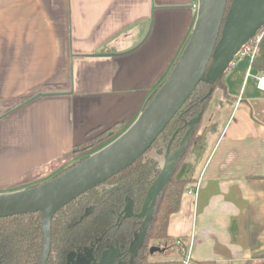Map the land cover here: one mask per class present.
<instances>
[{
	"label": "crops",
	"instance_id": "crops-1",
	"mask_svg": "<svg viewBox=\"0 0 264 264\" xmlns=\"http://www.w3.org/2000/svg\"><path fill=\"white\" fill-rule=\"evenodd\" d=\"M194 2L0 0V189L66 167L102 129H128L182 52ZM251 60L235 58L227 95L203 113L186 165L199 190L168 221L187 264L264 259V90ZM169 251L162 259H180Z\"/></svg>",
	"mask_w": 264,
	"mask_h": 264
},
{
	"label": "trees",
	"instance_id": "trees-1",
	"mask_svg": "<svg viewBox=\"0 0 264 264\" xmlns=\"http://www.w3.org/2000/svg\"><path fill=\"white\" fill-rule=\"evenodd\" d=\"M230 1L226 0L224 15ZM262 34L251 64L253 68L264 73V32ZM210 64L211 61L208 63V68L211 66ZM225 72L213 83L201 80L192 90L184 104L158 135L163 142L164 149L168 147L171 151L178 146L187 129V121L195 117L201 109L204 110L203 113L205 112L217 87L222 89V94L227 95L223 80ZM163 79L148 96L144 106L153 98L152 96L162 84ZM200 123L196 124L187 143L185 153L193 144L202 143L201 135L198 134L201 127ZM126 129L127 127L122 124L115 123L110 128L102 129L96 135L90 136L80 144L73 146V154L78 156L85 154L48 179L54 178L71 166L83 161L89 154L110 143ZM102 141L105 143L99 146ZM96 146L99 148L89 151ZM149 149L151 146L128 167L85 191L56 211L49 224L50 251L46 264H65L66 255L72 250L87 252L91 247H93L96 256L101 259L105 249L112 247L115 243L121 245L122 254L120 253L118 264H184L182 254L179 256L180 259L176 260L161 258V261H153L149 259L150 255L157 254L160 249L154 250L148 245V242L152 240H156L160 244L167 242L175 244L176 242L168 235L167 225L172 213L179 209L180 197L191 181V178L186 175L187 166L184 165L180 168L185 153L177 161L175 171L166 184L167 186L157 197L151 214L152 217L143 233L142 218L135 214L141 210L149 184L159 174L161 165L159 160L146 154ZM185 166L187 170H185ZM41 182L29 184L26 187ZM128 202L130 203V212H132L130 216L126 215L125 210ZM134 235L135 239L138 235H143V237L142 241L130 253V242ZM175 246L177 245L175 244ZM41 247L42 233L39 212L0 217V264H37L42 252ZM125 250H128V254ZM164 251L169 250L166 248ZM178 251L181 253L180 248ZM243 264H264V259L250 260Z\"/></svg>",
	"mask_w": 264,
	"mask_h": 264
},
{
	"label": "water",
	"instance_id": "water-1",
	"mask_svg": "<svg viewBox=\"0 0 264 264\" xmlns=\"http://www.w3.org/2000/svg\"><path fill=\"white\" fill-rule=\"evenodd\" d=\"M225 4L226 0H197L195 24L182 52L153 98L128 129L54 178L0 193V217L40 213L42 252L37 264H46L50 251L49 224L56 211L137 160L156 142L158 135L199 82L213 83L220 77L229 69L243 46L264 26V0H231L224 15ZM209 61L211 66L208 68ZM203 111L201 109L187 121V129L176 148L163 150L159 174L149 184L141 210L135 214L143 219V233L152 217L156 199L172 178L177 161L184 156L189 138L200 122ZM128 204L125 210L126 215L130 216ZM142 237L137 236L134 241L136 246ZM114 262L115 255L104 253L98 264Z\"/></svg>",
	"mask_w": 264,
	"mask_h": 264
},
{
	"label": "rangeland",
	"instance_id": "rangeland-1",
	"mask_svg": "<svg viewBox=\"0 0 264 264\" xmlns=\"http://www.w3.org/2000/svg\"><path fill=\"white\" fill-rule=\"evenodd\" d=\"M216 91H215V94H214V92H213V96H212V102H214V101H217L218 99H219V97H217L218 95H219V93L218 92H222V89L220 90V88H216L215 89ZM216 94H218V95H216ZM220 98H222V96L220 97ZM201 124V123H200ZM103 143H105L104 141H102V142H100V144H99V146L100 145H102ZM161 143H163L162 142V140H161V138L160 137H158L157 138V140H156V142L155 143H153V145L151 146V149H149L147 152H146V154L148 155V156H152V157H154V158H156L157 160H159L160 161V164L162 165V162H163V152H159L158 151V147L160 146V144ZM99 146H96V147H94V149H92V150H89V151H93V150H96V149H98L99 148ZM163 146V145H162ZM193 146V145H192ZM192 146L187 150V152L185 153V156H184V158L182 159V161H181V166H180V168H182L183 166H184V164L185 165H187V163L189 162V160H191V159H189V157H190V155H192V151H193V149H192ZM85 154V153H84ZM83 154V155H84ZM82 154H80L79 156L77 155V154H75V156L74 157H72L73 158V160H70V163H72V161H75V160H77V159H79V157H81V156H83ZM194 157V156H193ZM194 159V158H193ZM69 163V164H70ZM68 164V165H69ZM67 165V166H68ZM160 165V166H161ZM188 166V165H187ZM62 168H57V169H55V170H53L51 173H47L48 175H46V177H43V178H40V180H36V181H33V183H26V184H21V185H17V186H11V187H9V188H2V189H0V193H4V192H7V191H9V192H11V191H14V190H18V189H23L24 187H26V185H29V184H35V183H39V182H41V181H44V180H46V179H48L49 177H51V176H53V175H55V173L57 172V171H59V170H61ZM187 169H188V167H187ZM186 169V166H185V170H187ZM188 171H189V169H188ZM187 174V173H186ZM11 190V191H10ZM148 245H150L151 247H157V248H159L160 249V252H157V254H153V255H150L148 258L149 259H151V260H153V261H161V258H162V255L163 254H166L168 251H165L164 252V249L166 250V248H167V250H171V253L172 252H174V250H175V252L178 250V245L177 246H175V244L174 243H172V242H167V243H158V241H156V240H152V241H149L148 242ZM170 252V251H169Z\"/></svg>",
	"mask_w": 264,
	"mask_h": 264
},
{
	"label": "built area",
	"instance_id": "built-area-1",
	"mask_svg": "<svg viewBox=\"0 0 264 264\" xmlns=\"http://www.w3.org/2000/svg\"><path fill=\"white\" fill-rule=\"evenodd\" d=\"M192 7L197 10V0L196 2L192 3ZM264 32V26L258 31L257 35L251 40L249 41L247 44H245L242 48V50L237 53L236 57H238L239 55H242L244 52L250 54L251 58L253 57V55L256 53L257 51V44L259 39L261 38V36L263 35L262 33ZM235 57V58H236ZM233 62H231L230 66L232 65ZM257 78V84L256 87L258 90H264V74L260 73L259 76L256 77ZM199 180H195L194 182L190 183L184 190L183 193L187 194V195H192L193 197L196 196L198 190H199ZM175 244H177L181 250L182 255H184V264H187V262L189 261V254L188 251H186L185 247L183 246V243L180 239H177Z\"/></svg>",
	"mask_w": 264,
	"mask_h": 264
},
{
	"label": "flooded vegetation",
	"instance_id": "flooded-vegetation-1",
	"mask_svg": "<svg viewBox=\"0 0 264 264\" xmlns=\"http://www.w3.org/2000/svg\"><path fill=\"white\" fill-rule=\"evenodd\" d=\"M128 205H130V204H128ZM131 214H132V212H131ZM124 215H125V213H124ZM142 221H143V219H142ZM134 241H135V235L132 236V238H131V242H130L131 246L129 249L130 253H132L134 247L136 246L134 244ZM120 246L121 245H119L118 243H115L112 247L105 249V251L102 253V255L109 251L110 255H112V256L115 255V262L113 264H117L119 261L118 259L120 257V253H121ZM125 251L128 254V250H125ZM101 258H102V256H101ZM99 259H100V257L96 256V254L93 252V247H91L90 249L87 250V252H80V250H72L71 252H69L66 255V259H65L66 263L65 264H98L100 262Z\"/></svg>",
	"mask_w": 264,
	"mask_h": 264
}]
</instances>
